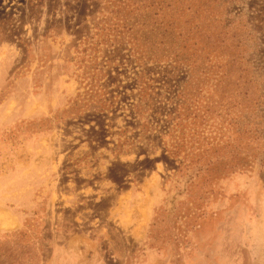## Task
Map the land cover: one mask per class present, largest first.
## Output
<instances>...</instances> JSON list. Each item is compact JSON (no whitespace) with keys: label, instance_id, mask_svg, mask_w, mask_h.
<instances>
[{"label":"rangeland","instance_id":"obj_1","mask_svg":"<svg viewBox=\"0 0 264 264\" xmlns=\"http://www.w3.org/2000/svg\"><path fill=\"white\" fill-rule=\"evenodd\" d=\"M0 264H264V0H0Z\"/></svg>","mask_w":264,"mask_h":264}]
</instances>
